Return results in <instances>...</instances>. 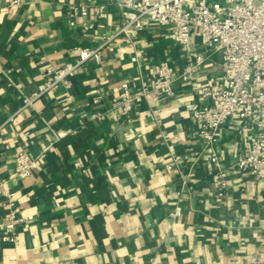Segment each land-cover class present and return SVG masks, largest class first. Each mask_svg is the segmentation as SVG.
Here are the masks:
<instances>
[{"label": "crops", "instance_id": "obj_1", "mask_svg": "<svg viewBox=\"0 0 264 264\" xmlns=\"http://www.w3.org/2000/svg\"><path fill=\"white\" fill-rule=\"evenodd\" d=\"M124 22L107 0H0V178L10 179L18 215L33 217L3 240L9 208L0 197V264H248L264 251V180L231 173L218 204L210 151L186 110L220 81L219 55L194 82L176 79L173 99L144 100L127 115L117 105L122 83L139 89L161 60L183 69L189 48L203 51L198 37L181 47L149 23L86 62L69 91L22 108L46 79L42 60L74 61V49L99 47ZM253 132L251 121H231L218 167H230ZM44 149L30 177H14L18 153Z\"/></svg>", "mask_w": 264, "mask_h": 264}, {"label": "built area", "instance_id": "obj_2", "mask_svg": "<svg viewBox=\"0 0 264 264\" xmlns=\"http://www.w3.org/2000/svg\"><path fill=\"white\" fill-rule=\"evenodd\" d=\"M122 10L124 24L114 34L106 37L97 48H76L77 59L56 66L42 60L45 81L37 92L24 97L22 108L60 87L67 91L72 87L71 78L89 60L98 63L104 48L112 50L111 43L123 36L132 40L135 31L147 24L167 27L169 37L181 46H189L195 37L200 39L201 50L188 49L186 65L176 70L169 61L161 60L155 66L151 80L134 90L128 82L121 85L118 107L122 115L133 111L144 100L167 101L176 97L174 82H194L204 67L208 55L221 57L222 77L214 84L201 87L197 101L186 105V110L197 125L200 141L210 151L209 161L215 166L214 198L221 204L229 195V175L240 173L264 180V0H107ZM17 4V3H15ZM82 15H87L85 8ZM66 100L73 95L66 93ZM100 96L93 98L99 105ZM103 112L94 114L101 119ZM13 118V117H12ZM11 118V119H12ZM10 119V120H11ZM234 120L251 121L253 134L244 144L243 153L228 168L218 167L217 143L222 139L224 128ZM4 124L0 125V132ZM47 149L36 157L20 152L15 158L14 177L26 179L39 167ZM9 180L0 178V197L7 198L9 214L3 226L2 239L13 240L17 227L33 220L20 217L15 204V193L9 188ZM176 215L180 214L177 210ZM241 264V263H236ZM248 264H264V251Z\"/></svg>", "mask_w": 264, "mask_h": 264}]
</instances>
